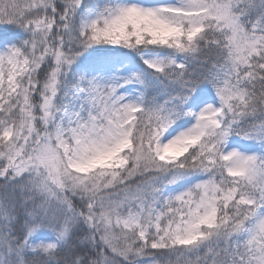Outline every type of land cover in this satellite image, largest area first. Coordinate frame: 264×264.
Returning a JSON list of instances; mask_svg holds the SVG:
<instances>
[{
    "label": "snow or ice",
    "instance_id": "1",
    "mask_svg": "<svg viewBox=\"0 0 264 264\" xmlns=\"http://www.w3.org/2000/svg\"><path fill=\"white\" fill-rule=\"evenodd\" d=\"M0 264H264V0H0Z\"/></svg>",
    "mask_w": 264,
    "mask_h": 264
}]
</instances>
